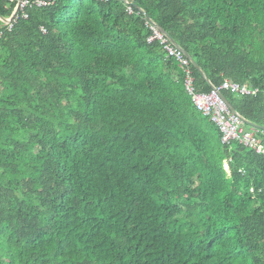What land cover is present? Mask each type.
<instances>
[{"label": "trees", "instance_id": "obj_1", "mask_svg": "<svg viewBox=\"0 0 264 264\" xmlns=\"http://www.w3.org/2000/svg\"><path fill=\"white\" fill-rule=\"evenodd\" d=\"M26 14L0 21V264H264V156L222 142L145 17L203 68L200 91L260 87L225 95L264 128V0Z\"/></svg>", "mask_w": 264, "mask_h": 264}, {"label": "built area", "instance_id": "obj_2", "mask_svg": "<svg viewBox=\"0 0 264 264\" xmlns=\"http://www.w3.org/2000/svg\"><path fill=\"white\" fill-rule=\"evenodd\" d=\"M108 1V0H100ZM52 0H7V11L13 10V17L9 18V22L5 23L9 31L15 29L20 18L28 19L27 11L33 7H47ZM127 4L129 2L127 1ZM129 14H133L132 8L128 10ZM147 21V20H146ZM147 28L152 32L148 37V43L158 42L160 47L166 52L169 58H173L179 65L183 74L184 84L188 94L193 97L194 104L206 117L210 118L214 125L219 129L224 144L237 142L244 148L264 156V142L262 134L264 131L247 127L245 119L238 113L234 112L228 105L225 91H229L234 95H253L257 96L263 90L260 87H254L248 83L242 84L224 78L219 86H214L211 91H200L197 86V79L193 69V63L185 53L176 47L168 37L159 31L150 21L146 22ZM45 32V30H44ZM4 33L0 34V37ZM240 172H243L240 170ZM254 193V190L251 189Z\"/></svg>", "mask_w": 264, "mask_h": 264}, {"label": "water", "instance_id": "obj_3", "mask_svg": "<svg viewBox=\"0 0 264 264\" xmlns=\"http://www.w3.org/2000/svg\"><path fill=\"white\" fill-rule=\"evenodd\" d=\"M129 2V1H128ZM132 4V6H134V7H137V8H139L136 4H133V3H131ZM145 17H146V19H147V21H150L152 24H153V26H155L159 31H161L163 34H165L167 37H168V39H170L171 40V42L176 46V47H178L179 49H181L184 53H185V55L188 57V59H190L191 61H192V63H193V65L197 68V70L199 71V72H201L205 77H207V79H208V81L210 82V83H212V81H211V79L206 75V73L204 72V70H203V68L196 62V60L190 55V54H188L176 41H175V39H173V37L172 36H170L163 28H161V27H159V26H157L156 24H154L152 21H151V19L149 18V17H147V15L145 14ZM0 20H2V21H4L5 23H8L9 22V20L7 19V18H4V17H0ZM226 98V97H225ZM226 100H227V103H228V105H229V107L234 111V112H236V110L233 108V106L229 103V100L226 98ZM246 121V120H245ZM246 124L248 125V126H250V127H253V128H255V129H258V130H262V131H264V128L263 127H260V126H257V125H254V124H251L250 122H248V121H246Z\"/></svg>", "mask_w": 264, "mask_h": 264}, {"label": "clouds", "instance_id": "obj_4", "mask_svg": "<svg viewBox=\"0 0 264 264\" xmlns=\"http://www.w3.org/2000/svg\"><path fill=\"white\" fill-rule=\"evenodd\" d=\"M7 19H9V18H7ZM147 20V19H146ZM1 22H4V21H2V20H0ZM5 23V22H4ZM226 96V95H225ZM227 98V97H226Z\"/></svg>", "mask_w": 264, "mask_h": 264}, {"label": "crops", "instance_id": "obj_5", "mask_svg": "<svg viewBox=\"0 0 264 264\" xmlns=\"http://www.w3.org/2000/svg\"><path fill=\"white\" fill-rule=\"evenodd\" d=\"M6 6V5H5ZM263 139V138H262ZM223 142V141H222ZM263 142H264V140H263Z\"/></svg>", "mask_w": 264, "mask_h": 264}, {"label": "rangeland", "instance_id": "obj_6", "mask_svg": "<svg viewBox=\"0 0 264 264\" xmlns=\"http://www.w3.org/2000/svg\"><path fill=\"white\" fill-rule=\"evenodd\" d=\"M12 17H13V16H12ZM12 17H11V18H12Z\"/></svg>", "mask_w": 264, "mask_h": 264}]
</instances>
